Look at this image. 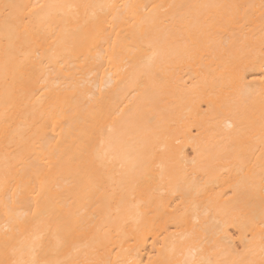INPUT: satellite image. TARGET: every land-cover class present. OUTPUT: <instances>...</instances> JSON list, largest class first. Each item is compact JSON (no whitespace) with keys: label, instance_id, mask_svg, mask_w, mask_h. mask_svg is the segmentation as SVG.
Returning a JSON list of instances; mask_svg holds the SVG:
<instances>
[{"label":"bare ground","instance_id":"1","mask_svg":"<svg viewBox=\"0 0 264 264\" xmlns=\"http://www.w3.org/2000/svg\"><path fill=\"white\" fill-rule=\"evenodd\" d=\"M0 264H264V0H0Z\"/></svg>","mask_w":264,"mask_h":264}]
</instances>
